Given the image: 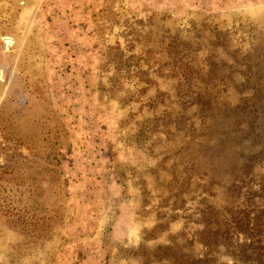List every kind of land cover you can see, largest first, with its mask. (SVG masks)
I'll list each match as a JSON object with an SVG mask.
<instances>
[{
  "label": "rangeland",
  "instance_id": "1",
  "mask_svg": "<svg viewBox=\"0 0 264 264\" xmlns=\"http://www.w3.org/2000/svg\"><path fill=\"white\" fill-rule=\"evenodd\" d=\"M209 70L217 106L264 89V0H0V264L207 252L203 214L242 200L225 142L239 126L198 114Z\"/></svg>",
  "mask_w": 264,
  "mask_h": 264
},
{
  "label": "trees",
  "instance_id": "2",
  "mask_svg": "<svg viewBox=\"0 0 264 264\" xmlns=\"http://www.w3.org/2000/svg\"><path fill=\"white\" fill-rule=\"evenodd\" d=\"M172 46L173 40L168 44L170 48H166L169 56H173L176 49ZM170 67L173 71L176 68L175 74L178 72V67L174 65ZM212 72L214 71L209 70L204 74L208 81H205L204 87L196 94L197 103H199L198 114L201 120H205L204 115L214 117L217 109L222 108L225 113L221 114L220 118L229 116L240 127L234 130L239 132V135L235 134L233 137L226 135L225 142H230L232 148L239 149L242 157L241 162L238 160L231 163L233 178L227 186L229 190L237 194L236 198L242 197V200L240 203L233 204L232 207L212 205L208 213L203 214L199 236V242L207 250L203 255L193 256L171 245H164L158 246L157 251L153 252L154 258L163 257L171 261V264H264V179L255 184L257 188L254 187L253 182L255 177L253 167L258 159L264 158V135L257 130L260 122L264 124V89L252 84L251 92L242 96L235 105L231 106L228 102L227 105L225 104L226 107L221 103V106H217V97L211 96L215 92L214 87L208 86L209 81L213 80ZM177 80L179 81L180 77H177ZM246 81L248 84L251 83L249 76ZM178 85L181 86V84ZM182 87L178 86L180 89L177 91L179 103L188 95L186 86ZM211 111L214 113L212 114ZM179 114L182 115L183 112ZM243 141L249 143V147L257 146L258 151L245 152L243 150L245 146H241ZM260 177L264 178V174ZM219 246L225 248L232 259L231 263H218L216 259L210 258L213 256L211 254L213 249Z\"/></svg>",
  "mask_w": 264,
  "mask_h": 264
}]
</instances>
